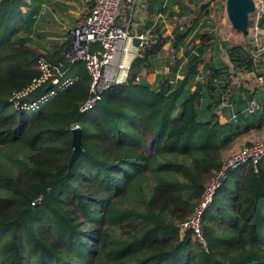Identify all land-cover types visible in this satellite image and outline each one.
Masks as SVG:
<instances>
[{"label": "trees", "instance_id": "obj_1", "mask_svg": "<svg viewBox=\"0 0 264 264\" xmlns=\"http://www.w3.org/2000/svg\"><path fill=\"white\" fill-rule=\"evenodd\" d=\"M36 1L0 0V264H264V155L216 188L201 217L206 248L179 233L222 163L251 143L248 127L264 128L247 108L219 121L234 78L257 70L250 45L219 46L203 29L186 42L192 23L149 37L126 80L81 112L86 68L69 41L47 49L32 38ZM165 41L186 50L182 77L150 84L142 71ZM219 47L227 61L212 60ZM40 61L51 75L34 86ZM54 78L71 82L54 92ZM72 125L81 149L68 165Z\"/></svg>", "mask_w": 264, "mask_h": 264}, {"label": "crops", "instance_id": "obj_2", "mask_svg": "<svg viewBox=\"0 0 264 264\" xmlns=\"http://www.w3.org/2000/svg\"><path fill=\"white\" fill-rule=\"evenodd\" d=\"M205 1L206 0H197L196 3L195 0H123L120 14L116 19V24L127 28L131 36V40L125 44L127 59L132 62L136 56H140V47L146 43L149 37H152V41L156 42L158 37L171 36L175 31L181 30L189 23H192L193 31L186 37V42H188L191 37H194L198 30L200 31L202 29L206 30L208 28H212L213 32L211 31L209 33H211V35H215L216 33L214 30L216 29L215 23L217 20L211 19V17L216 13V15H218V12H216V7L211 10L209 7L205 6L208 0L206 2ZM222 1L225 2V0ZM259 1L261 2L262 0ZM200 2L201 5L203 4L206 8H201ZM34 3L35 4L32 5L35 7L33 15L36 16L35 23L32 26L31 35L36 38H42V40L48 38L53 44L57 43L59 45H63L65 48L69 41V29L85 20V17L90 12L93 0H37ZM210 4H212V2H210ZM186 6H189L195 15H197L199 9H201L199 13L202 15L200 16L199 14L198 18L191 22L190 17L192 14L189 15L191 10H186ZM210 7L213 6L210 5ZM222 7L223 9L219 12H223L224 16H226L225 5ZM21 10L25 11L26 7L22 6ZM209 11H213V13L211 12L208 15ZM259 11H261L260 8L257 10V13ZM259 14L260 13H258L256 17V14H253L254 16L251 15L253 17H249V20L252 22L250 25V21H248L249 32L241 33L237 31V33H241L240 35L237 34L239 37H242V39L248 38L250 47H254L255 53H253V55L259 60L258 64H256L257 70L254 72H247L234 78V82L237 83V86H241L244 89H240L239 91L237 89H232L226 97V105H221L224 106L225 111L224 113L218 114L221 124H225L229 118L234 117V110L236 108H243L247 113V99L250 97L257 98L260 107L255 111V113H259L261 117H264V26L259 25L263 22L262 19H264V10H262L261 16ZM217 17L218 21H220L222 16L218 15ZM204 23L206 26H204ZM229 27L231 30L233 29L230 26V23ZM252 32L253 36L251 37ZM227 35L229 37L232 35L231 40L235 37L231 31H229ZM134 37H139L140 40L142 39L140 45L136 46L133 43L132 40ZM194 41L195 43H199V38L196 37ZM221 41L222 39L218 42L219 46L221 45ZM224 44L232 45L231 43H228L227 40L224 41ZM92 47L96 49L97 45L94 44ZM181 51L182 49L174 52L169 45V41H165L161 51L150 56L148 71L145 73V70L142 71V75H144L146 81L150 84H156L157 79L159 80V78L162 77L167 78L169 81L175 80L177 77L181 78L182 74L179 68L185 63V61L181 60L183 56ZM221 51H224V49ZM170 58H175L173 61H175V66H178V71H175V73L172 72L168 63H166V60H170ZM162 61H164L163 65H161ZM172 73L175 75L174 77H170ZM259 74L262 77V82L258 79L260 76L257 77ZM238 93L239 96H237ZM231 96L233 98H231ZM245 123L246 121H244V124ZM248 128V132L245 134L255 133L253 139L255 138L256 140H259L264 138V128L260 130L256 127V124L251 125Z\"/></svg>", "mask_w": 264, "mask_h": 264}, {"label": "built area", "instance_id": "obj_3", "mask_svg": "<svg viewBox=\"0 0 264 264\" xmlns=\"http://www.w3.org/2000/svg\"><path fill=\"white\" fill-rule=\"evenodd\" d=\"M122 1L93 0L85 20L69 29V54L73 59L84 64L89 76L88 95L79 106L81 112L94 108L105 90L113 84L124 82L127 78L131 60L127 59L125 44L131 40V36L127 28L116 24ZM94 44L97 45L96 49L92 47ZM40 68L42 73L35 80L34 86L45 82L51 75L50 67L46 62L40 61ZM258 79L262 82V77H258ZM66 80L67 78L63 81ZM51 82L54 86L60 83L56 78ZM52 93L53 91L49 95ZM259 107L256 97H251L248 100L246 106L248 112H255ZM263 155L264 138L247 144L231 154L209 180L193 215L179 225L180 235L190 229L194 232L199 243L206 248V240L201 228V217L204 210L213 201V195L221 182L220 178L229 170L247 165L256 167Z\"/></svg>", "mask_w": 264, "mask_h": 264}, {"label": "rangeland", "instance_id": "obj_4", "mask_svg": "<svg viewBox=\"0 0 264 264\" xmlns=\"http://www.w3.org/2000/svg\"><path fill=\"white\" fill-rule=\"evenodd\" d=\"M196 1V3H197V0H195ZM210 2H212V4H210ZM195 3V4H196ZM217 4V5H216ZM200 5H201V2H200ZM203 5V4H202ZM201 5V6H202ZM210 5L211 6H213V7H210ZM216 5V6H215ZM225 5V2H223L222 0H209V3H208V5H207V7H209L211 10L214 8V7H216V9H217V11L216 12H218V15H220V16H222L221 17V19H220V21H218V15H216V14H214V16H212L211 17V19H216L217 20V22L215 23L216 25V29L214 30V32L216 33L215 35H217L218 37H219V39L221 40L222 39V42H224V41H228V43H231V44H238L239 42H245L246 44H248V46H249V42H248V38L246 39H242V37H239V35L241 34V33H237V31H235V30H231V28L229 27V23H228V20H227V17L226 16H224V14H223V12L221 13V12H219V11H221L222 9H223V7L222 6H224ZM255 5H256V15H255V17L258 15V13H260L259 15L261 16V13H262V10H264V0H262L261 2L260 1H255ZM204 8H206V7H204ZM261 9V11H259L258 13H257V10L258 9ZM213 13V11H209V13H208V15L210 14V13ZM212 15V14H211ZM253 15V14H252ZM251 16V15H250ZM249 16V17H250ZM254 16V15H253ZM253 16H251V17H253ZM250 21V20H249ZM251 22V21H250ZM212 31V28H208V29H206V30H204L203 32H205V33H209V32H211ZM229 31H231L232 32V34L233 35H235V37H233L232 38V40H231V37H232V35H230V37L227 35V33L229 32ZM213 32V31H212ZM235 32V33H234ZM247 32H249V28H248V31ZM246 32V33H247ZM255 33H256V31H255ZM237 34H239V35H237ZM252 34V35H251ZM250 35H251V37L253 36V32L251 33ZM238 36V37H237ZM249 37V36H248ZM32 38L33 39H35L36 41H38L44 48H47V49H49L50 47L52 48V47H54L53 46V43L51 42V40L50 39H48V38H45V39H43L42 40V38H36L35 36H32ZM225 40H224V39ZM249 39H250V37H249ZM224 40V41H223ZM225 43H227V42H225ZM244 43V44H245ZM217 45H219V43H217ZM228 45V44H227ZM251 48V47H250ZM222 49H224V48H220L219 47V52L217 53L216 51H213L212 52V55H211V57H212V60L213 61H216L217 59H218V57L219 58H223V60L224 61H227V59L225 58V50L224 51H221ZM186 51V50H185ZM251 52H252V54L253 53H255V50H254V47L253 48H251ZM171 53H172V51H171ZM181 54L183 55L182 56V58H181V60H183V61H186V57L184 58V56L186 55L185 54V52H183V51H181ZM253 57H254V62H255V64H258V62H259V60L253 55ZM176 58V57H175ZM175 58H170V60H166V63H168L169 64V61L173 64V65H170L169 67L171 68V70H172V66H174V64H175V61H173V59H175ZM182 61V62H183ZM164 64V61H162V64L161 65H163ZM169 68V69H170ZM171 70H170V73H171ZM172 72H174V71H172ZM175 75L172 73V75H170V77H174ZM163 78V77H162ZM163 79H165V78H163ZM162 80V79H161ZM161 80H157V82L158 81H161ZM169 81V80H168ZM175 80H171V81H169V83H173ZM71 82V78H67V80L64 82H60V84L59 85H57L55 88H54V92L56 91V88H59V89H61V88H63V86H66V85H68L69 83ZM233 85L235 86L234 88H232L233 90H239V88L241 87V86H237V83H233ZM51 93V92H50ZM53 94V93H52ZM93 108H91L90 110H92ZM218 114H219V112H218ZM77 125H72V129L74 128V127H76ZM253 136H255V133H251V134H245V138L246 139H248L249 140V142H251V143H253V142H255L256 141V139L254 138L253 139ZM243 138V137H242ZM253 139V140H252ZM260 140V139H259ZM233 170H235V169H233Z\"/></svg>", "mask_w": 264, "mask_h": 264}, {"label": "water", "instance_id": "obj_5", "mask_svg": "<svg viewBox=\"0 0 264 264\" xmlns=\"http://www.w3.org/2000/svg\"><path fill=\"white\" fill-rule=\"evenodd\" d=\"M225 12L230 26L238 32L246 33L248 31L249 16L256 13L255 0H225ZM132 41L136 46L141 44L139 37H134ZM52 85V82H50L47 87L50 88ZM71 131L72 152L68 160V165L76 158L81 149L80 129L76 126L73 129L71 128ZM220 180L223 182L225 175Z\"/></svg>", "mask_w": 264, "mask_h": 264}, {"label": "clouds", "instance_id": "obj_6", "mask_svg": "<svg viewBox=\"0 0 264 264\" xmlns=\"http://www.w3.org/2000/svg\"><path fill=\"white\" fill-rule=\"evenodd\" d=\"M60 84V83H59ZM52 86H54V85H52ZM55 86H57V85H55Z\"/></svg>", "mask_w": 264, "mask_h": 264}]
</instances>
